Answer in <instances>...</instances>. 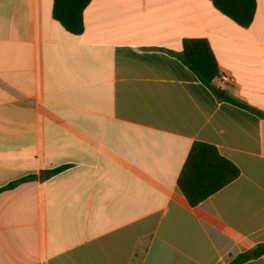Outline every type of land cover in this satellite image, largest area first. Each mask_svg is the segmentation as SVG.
Listing matches in <instances>:
<instances>
[{"label": "crops", "instance_id": "crops-1", "mask_svg": "<svg viewBox=\"0 0 264 264\" xmlns=\"http://www.w3.org/2000/svg\"><path fill=\"white\" fill-rule=\"evenodd\" d=\"M255 1L243 27L212 0H91L74 34L54 0H0V264H264L232 263L264 244ZM188 40L230 77L221 97L181 60ZM198 142L239 174L191 205Z\"/></svg>", "mask_w": 264, "mask_h": 264}, {"label": "trees", "instance_id": "trees-1", "mask_svg": "<svg viewBox=\"0 0 264 264\" xmlns=\"http://www.w3.org/2000/svg\"><path fill=\"white\" fill-rule=\"evenodd\" d=\"M90 2L91 0H54V17L69 32L81 34L84 30L83 12ZM212 2L219 11L240 26L248 27L254 19L255 0H212ZM180 58L198 79L213 88L212 81L219 76V72L216 60L204 40L185 41ZM60 169L50 171L48 176ZM238 174L237 167L221 156L214 146L198 142L191 150L181 173L179 187L189 203L197 205L236 178ZM262 254H264V244L240 254L232 263L247 261Z\"/></svg>", "mask_w": 264, "mask_h": 264}, {"label": "built area", "instance_id": "built-area-1", "mask_svg": "<svg viewBox=\"0 0 264 264\" xmlns=\"http://www.w3.org/2000/svg\"><path fill=\"white\" fill-rule=\"evenodd\" d=\"M215 80L220 86H225L231 81L230 77L227 74H219V76L215 78Z\"/></svg>", "mask_w": 264, "mask_h": 264}, {"label": "water", "instance_id": "water-1", "mask_svg": "<svg viewBox=\"0 0 264 264\" xmlns=\"http://www.w3.org/2000/svg\"><path fill=\"white\" fill-rule=\"evenodd\" d=\"M213 92L218 96V97H221L222 96V94L224 93V90L223 89H221V88H213Z\"/></svg>", "mask_w": 264, "mask_h": 264}]
</instances>
